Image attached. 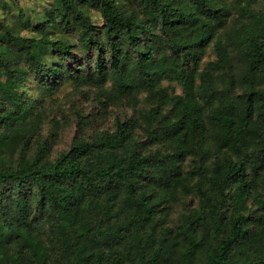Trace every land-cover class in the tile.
Wrapping results in <instances>:
<instances>
[{"label": "trees", "instance_id": "1", "mask_svg": "<svg viewBox=\"0 0 264 264\" xmlns=\"http://www.w3.org/2000/svg\"><path fill=\"white\" fill-rule=\"evenodd\" d=\"M53 2L33 38L0 17V148L12 154L0 164V264H52L51 249L58 264H264V9L253 0ZM55 29L81 44L52 40ZM211 44L216 59L201 70ZM165 77L182 94L159 88ZM68 81L98 84L106 101L148 93L157 101L145 135L135 114L93 135L95 121L81 115L54 156L58 129L43 138L44 103ZM182 185L198 202L179 233L158 238Z\"/></svg>", "mask_w": 264, "mask_h": 264}, {"label": "rangeland", "instance_id": "2", "mask_svg": "<svg viewBox=\"0 0 264 264\" xmlns=\"http://www.w3.org/2000/svg\"><path fill=\"white\" fill-rule=\"evenodd\" d=\"M137 0H116L121 9L129 8ZM255 8L264 9V0H253ZM54 6L53 0H0V17L6 23L7 27L12 29L16 34L27 38H33L37 35L35 29L39 23H42L47 19V14L52 10ZM85 12L90 17L92 22L101 27L104 25V19L100 15L99 11L92 5L86 4ZM237 16V14H235ZM237 23V22H236ZM58 33L51 34L50 38L55 40L57 38H65V40L72 41L73 44H81L79 34L77 33H59V29H55ZM39 36V34L37 35ZM49 57V52H47ZM216 59V53L213 44H211L201 62V70L205 69L211 61ZM113 81L108 80L105 83V87L111 88ZM165 88L169 95L182 94V86L174 79L165 77L161 80L159 88ZM100 86L96 83L87 82H75L68 81L61 86L53 98H48L44 103L45 121L43 124L42 135L43 138H47L49 131H54L53 127L56 125L58 129V135L55 137L53 155L56 156L58 152H61L68 148L76 136L77 133V121L80 116L90 115L95 121L88 130V133L92 135L99 130H112L115 127L116 121L119 117L131 118L134 114L138 118L136 123V133L143 137L145 135L144 127H146V111L154 103L156 99L149 97L148 93L140 92L136 101L128 100H109L106 101L102 92L99 90ZM30 98L33 96L36 98L34 89L31 88ZM125 102V103H124ZM106 104V105H105ZM155 105V104H154ZM136 109L135 110H133ZM32 150H29L27 159L31 157ZM12 157L10 151H3L0 148V164L4 166L10 165L9 157ZM193 155L187 157L185 164L186 169L191 170L195 165H198L197 161H192ZM15 163H19L17 156L13 158ZM2 162V163H1ZM187 171V170H186ZM188 176L186 172L185 177ZM196 176V175H195ZM196 182V178H193L191 186ZM186 186L179 187V199L178 203L171 209L168 220L161 221V225L157 230V237L161 238L166 233L176 235L179 233L178 227L181 226L185 216L191 211V207H195L198 200L195 196L187 194ZM195 197V199L193 197ZM44 226V225H42ZM47 228V224L45 225ZM45 229V228H43ZM37 231V230H36ZM40 235L41 229L37 231ZM43 236V233L41 234ZM52 264L55 262L58 264V257H56L54 250L52 251ZM55 257V258H54ZM50 264V262H49Z\"/></svg>", "mask_w": 264, "mask_h": 264}]
</instances>
